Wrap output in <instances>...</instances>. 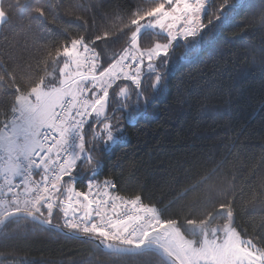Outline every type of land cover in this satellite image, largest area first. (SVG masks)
Here are the masks:
<instances>
[{
  "label": "snow or ice",
  "instance_id": "1",
  "mask_svg": "<svg viewBox=\"0 0 264 264\" xmlns=\"http://www.w3.org/2000/svg\"><path fill=\"white\" fill-rule=\"evenodd\" d=\"M13 2L27 22L13 24L0 0V251L11 259L9 240L46 232L138 264H264V216L238 222L247 204L264 205V176L245 190L223 159L170 164L169 192L157 199L105 171L182 64L213 49L238 15L252 13L264 33V0ZM17 29L23 43L9 39ZM251 52L264 70V47ZM225 104L235 115L224 147L238 160L245 112L264 113V95L228 94Z\"/></svg>",
  "mask_w": 264,
  "mask_h": 264
},
{
  "label": "trees",
  "instance_id": "2",
  "mask_svg": "<svg viewBox=\"0 0 264 264\" xmlns=\"http://www.w3.org/2000/svg\"><path fill=\"white\" fill-rule=\"evenodd\" d=\"M7 2L11 5L12 23H26L19 19L13 0ZM70 2L88 5L95 0ZM105 3L111 9L132 5L134 0H105ZM20 32L17 29L16 35L9 39L23 43ZM158 38L142 36L143 41ZM262 47L264 33L258 19L248 12L238 15L213 49L194 54L192 62L182 64L169 88L152 106L151 114L138 127L130 129L123 147L115 149L105 171L122 181L125 188L141 187L157 199L162 192L164 195L169 192L166 169L170 164H210L212 160L223 159L227 169L235 172L238 187L244 186L245 190L252 174L264 176V113L257 109L249 116L245 112L247 132L242 136L244 147L238 160L237 153L224 147L223 139L226 131L223 123L235 115V106L229 109L225 104L226 96L264 95V70L253 64L254 52L250 53V49L258 51ZM184 55L183 47L175 49L178 64ZM262 216L264 205L247 204L238 222L248 227L251 222L258 223ZM7 244L12 250L11 259L0 251V264H86L89 258L95 264H138L139 259L133 256L109 259L99 254L94 243L85 244L46 232L22 231Z\"/></svg>",
  "mask_w": 264,
  "mask_h": 264
}]
</instances>
